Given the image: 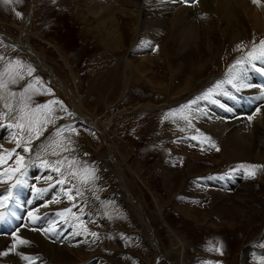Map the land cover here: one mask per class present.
Segmentation results:
<instances>
[{
	"label": "rangeland",
	"instance_id": "374dc122",
	"mask_svg": "<svg viewBox=\"0 0 264 264\" xmlns=\"http://www.w3.org/2000/svg\"><path fill=\"white\" fill-rule=\"evenodd\" d=\"M160 1L141 3L163 26L143 25L148 16L110 0L129 16L108 17L100 28V0H0V35L12 37H0V238L19 264H264V168L255 177L239 168L264 165V128L247 138L246 159L226 157L223 134L210 131L221 120H245L253 132L264 109V25L254 29L235 11L237 23L209 37L203 18L223 30L221 14L202 13L199 0ZM190 6L189 15L180 12ZM179 22L176 36L194 35L191 58L172 34ZM116 24L119 43L107 37ZM234 28L240 41H230ZM208 57L182 91L189 65ZM243 71L255 77L251 87ZM8 208L20 209V219L11 222ZM22 232H39L61 261L39 257Z\"/></svg>",
	"mask_w": 264,
	"mask_h": 264
},
{
	"label": "bare ground",
	"instance_id": "6f19581e",
	"mask_svg": "<svg viewBox=\"0 0 264 264\" xmlns=\"http://www.w3.org/2000/svg\"><path fill=\"white\" fill-rule=\"evenodd\" d=\"M95 1V3H98L99 0H92ZM139 1V4L133 5V3L130 2V0H124L123 6L128 7V6H132L133 8H135V12L137 14H142V17H146V20L144 22L141 21V24L143 25H147L149 27H160L163 26L165 24V19L161 18V20H159L158 18H154L153 15V11L148 10L146 7H143L141 1L144 0H136V2ZM150 1V4L152 3L153 5V0H148ZM155 1H159V0H155ZM218 1V7H215L214 5H210L208 0H199L197 2V6H199L200 10L202 11V13L205 14V12L207 13H213V12H218L219 14L222 15L223 17V22L226 24L225 28L223 30H219V26L217 25V28H214V24L212 25L210 20L205 17L203 18V24H204V28L203 30L207 31L209 34V37L213 34H220L221 32L225 33V31L227 29H229L230 27L233 26L234 23H237L238 21V17L237 15H242L243 17H245V19L248 21V23L250 24V26L252 28L255 29V27H263L264 25V0H261L260 5H256L255 7L251 5V0H217ZM101 2V9L99 11V17L96 20L98 23V27L100 28H104V26H106V18L110 17L109 20H115V15L116 14H123L125 16H129L128 11L123 9V8H118V11L116 12V7H113L114 3H109L110 0H100ZM160 2L162 3H168L170 2L169 0H161ZM156 3V2H155ZM158 3V2H157ZM253 3V2H252ZM161 4V3H160ZM162 5V4H161ZM249 5L252 6L250 7V10H257L256 12H252V14H248L247 10L249 8ZM255 5V4H254ZM93 6L95 7V9L99 10V7L95 4H93ZM115 6V5H114ZM151 6V5H150ZM182 6V5H181ZM191 8V6H190ZM186 8V7H181L180 12L183 14H188L190 12H192V8ZM129 9V8H128ZM198 9V8H197ZM167 10V8H166ZM235 11L237 12L236 14ZM92 14V13H91ZM181 16V14H179V17ZM114 22V21H113ZM108 24V23H107ZM219 24V23H218ZM26 25L24 24L23 27H25ZM114 26V25H112ZM184 25L181 24V22L179 23H172L171 25V30L173 31L172 34L173 36L177 37L175 40L177 41V43L180 45L181 49L185 50V52L187 51L188 53H185L184 55L191 58V47L190 45L192 44L191 39L193 38V34H188L186 31V33L181 34L180 36H176V32L177 30H179L180 28L184 29L183 27ZM237 28V26H236ZM236 28L232 29L233 33L231 34L230 37V41L233 42V40L235 41H240V37H241V33L238 32V30H236ZM261 29V28H260ZM22 33H25V28L23 30V28L21 29ZM191 32V31H189ZM220 32V33H219ZM227 32V31H226ZM243 32V31H242ZM27 33V31H26ZM3 34V33H2ZM119 28L116 24V28L113 29L111 32L107 33V37H109V39H112L114 42H117L118 40H120L119 37ZM207 34V36H208ZM123 34L121 33L120 36H122ZM226 35V34H224ZM223 35V36H224ZM243 35V34H242ZM3 39H5L8 42L12 43V37H8L5 35H1ZM218 36V35H217ZM225 37V36H224ZM198 38V37H197ZM226 38V37H225ZM14 39V38H13ZM173 40V39H172ZM21 41V40H20ZM18 42L19 45H17L18 49L20 48L24 54L26 55V57L32 61V63L34 65H36L38 68H42L43 72L48 73L52 80H54V82L56 83V85L58 84V82H56V78L52 75L51 70L45 66L44 62L41 61V59L39 58V56L37 55V53H35L32 49H30L28 47V45H24L25 43H21ZM174 41V40H173ZM226 41V40H225ZM245 41V39H244ZM113 42V43H114ZM119 43V41H118ZM16 45V44H15ZM214 47L215 45H213V48L211 49L210 47L208 48V53L210 56L211 54V60H215L217 58V54L214 51ZM260 52V51H259ZM201 54V52H200ZM204 55L202 58L205 57V55H207L206 53H202L201 56ZM248 58V57H247ZM200 61H203V59H201ZM199 61V62H200ZM245 61V60H244ZM199 62H197L196 64H190L189 65V69H190V75H188V79L185 83L186 87L182 89V91L184 90H188L190 88L191 83L195 80L197 74H199L205 67V65L209 64V57L207 58V60L204 61L203 64H200V66L198 65ZM245 66V65H244ZM235 67V66H234ZM237 67V66H236ZM235 67V68H236ZM206 70V69H205ZM175 72V71H174ZM178 72H181V70L173 73L177 74ZM230 73V72H229ZM246 71H243L241 73V79H245V84L250 85L251 83H254L255 81V77L252 76L250 77L251 79L248 80V77L246 76ZM234 71H233V75H234ZM200 75V74H199ZM198 75V76H199ZM197 76V77H198ZM231 76V75H230ZM239 76V75H238ZM177 77V76H175ZM235 77V76H234ZM247 77V78H246ZM259 78H256V80H260L263 79L261 76H258ZM178 78V77H177ZM236 78V77H235ZM176 80V78H175ZM262 81V80H261ZM240 83V82H239ZM193 84V83H192ZM236 89V88H235ZM237 90V89H236ZM248 92V91H247ZM67 93V92H66ZM69 94V93H68ZM67 94V95H68ZM71 95V94H69ZM74 96V95H73ZM221 98V97H220ZM258 98V97H257ZM72 100V97L70 98ZM77 100V99H76ZM221 102V101H220ZM261 102V101H260ZM71 104V103H70ZM73 106H76V109L78 111L79 106L77 105L75 99H73L72 101ZM220 105V104H219ZM219 107V106H218ZM229 112V111H228ZM242 112V111H241ZM80 113V112H79ZM78 113V114H79ZM214 114V113H213ZM211 115V114H210ZM221 115V114H220ZM209 116V115H208ZM237 116V115H236ZM244 116V115H243ZM82 117V116H80ZM219 118V117H218ZM233 119V112L229 113V120ZM214 121V120H213ZM217 121V120H216ZM222 121V120H221ZM217 122L214 123V127L210 129L211 133H213L214 131L219 132L220 134H223V138H224V146L222 148V150L225 153L226 157H232L234 158V156H238V157H245L248 158L250 156V151H249V144L247 143L248 141V137L249 136H255L257 134H259V132L261 130H263L264 128V109H262L254 118V120L252 119V130L251 133L249 134L248 131V127L246 126V121L245 120H237L236 122H230L231 124L226 125L224 123ZM215 122V121H214ZM229 122V121H228ZM213 123V122H212ZM227 123V122H226ZM105 124V123H104ZM108 124V123H107ZM105 124V125H107ZM102 125V124H101ZM106 128V127H105ZM261 129V130H260ZM102 133V132H101ZM261 144V143H260ZM113 145L111 144L110 146V150L113 149ZM253 145V144H252ZM254 147V145L252 146ZM231 158V159H232ZM237 159V157L235 158ZM238 160V159H237ZM243 160V159H241ZM191 169V167H190ZM171 176L168 177V179H170ZM132 205V204H131ZM136 210V212L138 213V215H140V212H138L137 210H139L138 207L135 206L134 208ZM30 212V211H29ZM42 212V211H41ZM35 217V216H34ZM57 218V217H56ZM141 218H142V212H141ZM57 220V219H56ZM35 221V220H34ZM62 222V221H61ZM57 224V223H56ZM62 224V223H61ZM54 227V225H53ZM60 227V226H58ZM25 229V228H24ZM51 229V228H50ZM32 230V229H31ZM30 230V231H31ZM32 232V231H31ZM46 232V231H45ZM39 233V232H37ZM29 234V233H23L22 232V236H26V238L28 237L29 239L32 240V244L34 246H36V249L34 251H38L40 253L39 257L42 255L44 256H50L51 258H55L58 261H61V251L57 252L56 248L54 247V245H51L50 242L46 241L45 239L42 238V236H40L39 234ZM43 234V233H42ZM45 234V233H44ZM146 235V234H145ZM49 236V235H48ZM20 240V239H19ZM152 246L155 248V244H154V240L152 239ZM17 244V243H16ZM25 245V244H24ZM30 245V244H29ZM23 248V244L19 243L18 244V249H22ZM30 248V247H29ZM27 249V248H26ZM32 249V248H31ZM156 249V248H155ZM30 251V250H29ZM22 252V251H21ZM27 252V251H26ZM4 253H7V255H4ZM25 253V252H24ZM37 253V252H36ZM18 254V253H17ZM19 255V254H18ZM21 255V254H20ZM22 256V255H21ZM30 257V256H28ZM50 258V257H49ZM30 261V260H29ZM4 263H11V264H19L18 261L15 260V257H13L11 255V250H10V244L6 239L0 238V264H4Z\"/></svg>",
	"mask_w": 264,
	"mask_h": 264
},
{
	"label": "snow or ice",
	"instance_id": "6c2138e0",
	"mask_svg": "<svg viewBox=\"0 0 264 264\" xmlns=\"http://www.w3.org/2000/svg\"><path fill=\"white\" fill-rule=\"evenodd\" d=\"M9 0H4V3H8ZM253 4H256V5H260L261 3V0H252ZM19 15V13H18ZM257 49L254 47L253 50L249 53V56L252 57L253 59H256L257 57L255 56V53H256ZM259 51H260V55L261 56H264V40H261L259 42ZM18 63V62H17ZM237 63H240V61H238ZM31 72H32V69H29V75H31ZM15 82V81H13ZM229 83H232L231 80L228 81ZM245 86H248V87H251V85H245ZM216 87H220V85L218 84ZM233 87H236L235 84H233ZM237 90L239 91V88H237ZM211 91L209 93H207L204 97H201L203 99H207L209 96H211ZM261 96L264 97V91L261 92ZM197 101L196 100H193L191 102V104H195ZM191 104L189 105H185L182 109H180L179 111L180 112H183L185 109L187 108H190L191 107ZM185 119H187V117H184ZM249 119H251V117H249ZM213 147H215V145H213ZM219 150V149H217ZM22 160V157L20 158ZM239 168L245 170V172L248 173V175L250 177H255L256 175V170L257 169H261V168H264V165H240ZM95 235V234H93ZM19 243L23 244V243H27V241H24V240H20ZM4 255H7V253H4ZM25 259H27V257H25Z\"/></svg>",
	"mask_w": 264,
	"mask_h": 264
},
{
	"label": "water",
	"instance_id": "95a60500",
	"mask_svg": "<svg viewBox=\"0 0 264 264\" xmlns=\"http://www.w3.org/2000/svg\"><path fill=\"white\" fill-rule=\"evenodd\" d=\"M158 251V250H157Z\"/></svg>",
	"mask_w": 264,
	"mask_h": 264
}]
</instances>
